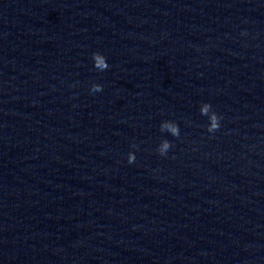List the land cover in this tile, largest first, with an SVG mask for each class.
Here are the masks:
<instances>
[{
  "label": "clouds",
  "instance_id": "clouds-1",
  "mask_svg": "<svg viewBox=\"0 0 264 264\" xmlns=\"http://www.w3.org/2000/svg\"><path fill=\"white\" fill-rule=\"evenodd\" d=\"M98 59V61H99V58H97ZM205 111H206V109H205ZM216 127V124H215V117H213V128H215ZM173 131L175 132V129H173ZM165 147H167V144H165ZM132 157H130V159H129V162L131 163L132 162Z\"/></svg>",
  "mask_w": 264,
  "mask_h": 264
}]
</instances>
